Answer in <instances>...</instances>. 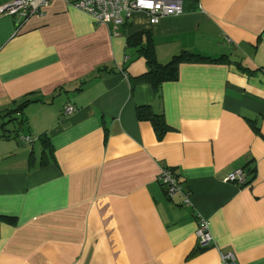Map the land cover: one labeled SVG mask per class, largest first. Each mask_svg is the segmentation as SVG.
Wrapping results in <instances>:
<instances>
[{
	"label": "crops",
	"instance_id": "obj_1",
	"mask_svg": "<svg viewBox=\"0 0 264 264\" xmlns=\"http://www.w3.org/2000/svg\"><path fill=\"white\" fill-rule=\"evenodd\" d=\"M142 48L161 66L181 53L206 60L156 83ZM146 110L167 127L161 138L139 119ZM161 168L187 205L165 196ZM236 170L242 186L226 181ZM223 254L264 264V0H197L117 30L61 0L26 21L1 17L0 264H222Z\"/></svg>",
	"mask_w": 264,
	"mask_h": 264
},
{
	"label": "built area",
	"instance_id": "obj_2",
	"mask_svg": "<svg viewBox=\"0 0 264 264\" xmlns=\"http://www.w3.org/2000/svg\"><path fill=\"white\" fill-rule=\"evenodd\" d=\"M52 0H7L0 4V18L4 16H20L24 21L35 15H43ZM66 6L79 10L93 19L98 25L112 26L117 30L136 13H145L149 17L150 25H157L166 17L183 14L182 0H61ZM73 112L72 106H67L66 114ZM22 143L31 145L33 138L21 137ZM163 188L165 196L172 199L182 196L183 204L189 203V195L183 190L181 183L171 169L161 168L156 178ZM227 182L244 185L245 179L242 170L231 173ZM199 249H205L213 244L208 230L207 221L199 218L195 231ZM222 264H235L232 254L221 255Z\"/></svg>",
	"mask_w": 264,
	"mask_h": 264
},
{
	"label": "trees",
	"instance_id": "obj_3",
	"mask_svg": "<svg viewBox=\"0 0 264 264\" xmlns=\"http://www.w3.org/2000/svg\"><path fill=\"white\" fill-rule=\"evenodd\" d=\"M183 6L189 5V9L194 8V5L197 3V0H182ZM142 56L145 58L146 63L149 68V72L145 74L146 77L153 78L156 83H161L164 80L172 77L175 74L176 68L179 64L185 62H201L206 59L195 54L191 53H181L172 58V60L165 66L159 65L154 57L153 52L148 48H142ZM139 119L148 120L154 127L156 136L161 138L164 133L167 131V127L163 123V120L159 116L151 114L148 110L138 112Z\"/></svg>",
	"mask_w": 264,
	"mask_h": 264
},
{
	"label": "rangeland",
	"instance_id": "obj_4",
	"mask_svg": "<svg viewBox=\"0 0 264 264\" xmlns=\"http://www.w3.org/2000/svg\"><path fill=\"white\" fill-rule=\"evenodd\" d=\"M8 119V118H7ZM5 121V125L8 126V131H11L13 129V122H8L10 120H7Z\"/></svg>",
	"mask_w": 264,
	"mask_h": 264
}]
</instances>
